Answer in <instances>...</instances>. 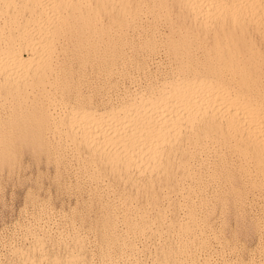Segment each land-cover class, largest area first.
I'll return each mask as SVG.
<instances>
[{"label":"bare ground","instance_id":"bare-ground-1","mask_svg":"<svg viewBox=\"0 0 264 264\" xmlns=\"http://www.w3.org/2000/svg\"><path fill=\"white\" fill-rule=\"evenodd\" d=\"M22 150L89 184L97 264L223 253L209 205L264 208V0H0V164ZM33 221L12 264H91L79 229L58 256Z\"/></svg>","mask_w":264,"mask_h":264},{"label":"rangeland","instance_id":"rangeland-1","mask_svg":"<svg viewBox=\"0 0 264 264\" xmlns=\"http://www.w3.org/2000/svg\"><path fill=\"white\" fill-rule=\"evenodd\" d=\"M161 53L162 52H158L154 55V57L151 58V61L149 62V68L151 67L150 68L151 70H153V67L156 63L165 64L166 62L165 56L163 53L162 54ZM89 76L91 77V75L88 74V68H87L86 78L90 79ZM56 170H55V167L51 163L46 162V160L44 159L42 155L41 156L33 155L28 150H22L16 155V157H14L13 160L7 163L0 164V264L2 263L12 264L11 261H14V256L12 252L10 251V249L11 247H21L25 245V242L23 241L22 234H21L22 228L27 226L26 224L33 223L34 222L33 217L37 218V225L39 224L43 226L42 232L45 231L43 233L45 235L44 238H46L44 241L46 242L48 251L50 250V248H53L55 252L57 248L58 250V252L56 251L58 253L57 255L61 256L63 255L65 251V250H62V249H65V246L68 249L71 248L70 243L67 244V242L62 243V242L57 241L55 239L57 237V234L56 236H54L53 232L56 233V231L58 230L66 231L70 225H73L74 227H76V229H79L80 232L85 235L84 237L85 239L84 247L85 248L83 249V251L85 253L86 260H88V262H91V264H97V261H99V258H100L99 250L95 249L91 242L94 237L93 233H95V229L98 228L99 226V222L98 220H96L97 219L96 217L99 213L97 212L98 210L94 209L91 199H90L91 196L88 195L90 193L89 184L87 182L82 181L81 177L79 176V174L76 172V169L72 165L67 166L66 169L57 168ZM80 182L82 183L81 185H79ZM85 183H87V185ZM205 191L209 193L210 188L208 187L207 189H205ZM253 194H251V196L248 195L246 197V200L241 203H233L231 199H228L223 202L215 200L209 205L208 207L209 212L207 213V215L209 216L206 215L205 217L206 223L217 232L218 241L223 240L224 246H223V251H222L223 253L219 254L220 256L222 255L223 257L222 256L219 257L218 254L212 253V249L218 250V248L215 246L217 245L216 240L214 239L208 241L207 246H209V248L206 246L204 248H201L195 251V252H198V253L194 252L198 258H201L202 256L206 254L210 257L209 259L210 261L204 264H210V263L211 264H221L223 262L227 263L229 261H234V260L247 262V260H250V259H252L253 262L255 261V263H258L259 261H261L262 259V256H261L262 248L261 247L264 246L263 245L264 244V237H263L264 236V232H263L264 231V208H263L261 201L256 197L255 193ZM229 202H230V205H229ZM247 205H249L248 208H247ZM214 207H216V209ZM261 211H263V213ZM58 214L59 216L60 214H62L64 216L65 221L59 222ZM53 221L55 222V224ZM94 221H97L98 223ZM20 227L22 228L20 229ZM51 227L53 229L56 228L57 230H53ZM59 228H62V229H59ZM48 231L50 232L48 233ZM51 244L53 246H50ZM62 244L63 245L66 244V245L61 247ZM258 247L261 248V250ZM151 249L152 248L150 247L149 250L140 251V253H138L136 257H137V261L139 262V264H150L151 263L150 261H152L153 259L152 257L153 254H152ZM230 252H232V254ZM228 253H230L231 255H229ZM145 255L146 256L148 255L147 258ZM227 256H229L228 257L229 260L227 259ZM247 256L250 259L247 258ZM200 263L202 264V261H200Z\"/></svg>","mask_w":264,"mask_h":264}]
</instances>
